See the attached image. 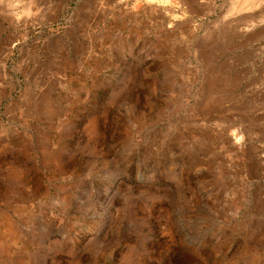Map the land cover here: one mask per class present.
<instances>
[{
    "label": "rangeland",
    "instance_id": "374dc122",
    "mask_svg": "<svg viewBox=\"0 0 264 264\" xmlns=\"http://www.w3.org/2000/svg\"><path fill=\"white\" fill-rule=\"evenodd\" d=\"M201 3L0 0V264H264V0Z\"/></svg>",
    "mask_w": 264,
    "mask_h": 264
},
{
    "label": "crops",
    "instance_id": "0c3cea01",
    "mask_svg": "<svg viewBox=\"0 0 264 264\" xmlns=\"http://www.w3.org/2000/svg\"><path fill=\"white\" fill-rule=\"evenodd\" d=\"M196 4L199 5L200 7H203L202 6V3H201V0H195ZM188 11H192L193 9H191L190 7H186ZM245 27V26H243ZM236 37H241V41L243 42H246V43H250L253 40V38H256L258 40H263L264 41V21L260 22L256 27L250 29V30H247V31H244L241 34H238V36ZM245 58L246 56L245 55H240L238 58L234 59V61H232L233 65L234 66H243V64L245 63ZM249 60V58H248ZM244 72V71H243ZM238 74V73H237ZM234 75L236 76V73H234ZM242 76H247V73H244V75ZM259 82H257L254 85H252V83L250 85H248L249 87L247 88L246 84H245V90L246 91H257L259 90V92L263 93V95H261V98L263 97L264 98V80L261 79L260 80V83L258 84Z\"/></svg>",
    "mask_w": 264,
    "mask_h": 264
},
{
    "label": "bare ground",
    "instance_id": "6f19581e",
    "mask_svg": "<svg viewBox=\"0 0 264 264\" xmlns=\"http://www.w3.org/2000/svg\"><path fill=\"white\" fill-rule=\"evenodd\" d=\"M153 1V0H152ZM162 1H168V0H162Z\"/></svg>",
    "mask_w": 264,
    "mask_h": 264
}]
</instances>
